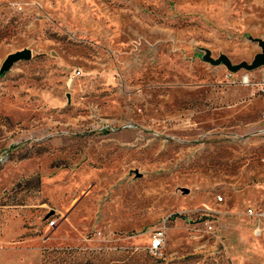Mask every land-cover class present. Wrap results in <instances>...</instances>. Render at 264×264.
<instances>
[{
  "label": "rangeland",
  "instance_id": "1",
  "mask_svg": "<svg viewBox=\"0 0 264 264\" xmlns=\"http://www.w3.org/2000/svg\"><path fill=\"white\" fill-rule=\"evenodd\" d=\"M251 38L264 0H0V264H264L258 72L203 60Z\"/></svg>",
  "mask_w": 264,
  "mask_h": 264
},
{
  "label": "water",
  "instance_id": "2",
  "mask_svg": "<svg viewBox=\"0 0 264 264\" xmlns=\"http://www.w3.org/2000/svg\"><path fill=\"white\" fill-rule=\"evenodd\" d=\"M251 41L256 42L258 44V46L260 47V52L254 55L250 63L247 61H241L239 63L233 64L231 60L225 54H220L217 58H213L209 50H206L203 56V60L205 62L210 63L211 65L223 64L226 67V69L231 73H235L242 69L246 71H252V70H258L260 68H263L264 67V39L251 38ZM30 57H31V52L29 49H22V50H18L16 52L9 54L1 66L0 73H4L15 62L19 60H27Z\"/></svg>",
  "mask_w": 264,
  "mask_h": 264
},
{
  "label": "built area",
  "instance_id": "3",
  "mask_svg": "<svg viewBox=\"0 0 264 264\" xmlns=\"http://www.w3.org/2000/svg\"><path fill=\"white\" fill-rule=\"evenodd\" d=\"M257 76H249V74L242 75L238 80L237 83L245 86H250L253 89L252 94H256L260 96L263 100V108L260 112V117L264 122V67L257 70ZM231 75L233 73H230ZM55 226V221L51 220L48 223L49 228H53ZM209 229L212 230V226L209 225ZM165 239V231L162 227L155 229L152 232V236L150 239V243L148 245L149 251L153 254H156L159 249L164 244Z\"/></svg>",
  "mask_w": 264,
  "mask_h": 264
},
{
  "label": "trees",
  "instance_id": "4",
  "mask_svg": "<svg viewBox=\"0 0 264 264\" xmlns=\"http://www.w3.org/2000/svg\"><path fill=\"white\" fill-rule=\"evenodd\" d=\"M67 250H69V249L68 248H64V247H62V248H52V249L48 250V253H53V252L61 253V252H65Z\"/></svg>",
  "mask_w": 264,
  "mask_h": 264
},
{
  "label": "crops",
  "instance_id": "5",
  "mask_svg": "<svg viewBox=\"0 0 264 264\" xmlns=\"http://www.w3.org/2000/svg\"><path fill=\"white\" fill-rule=\"evenodd\" d=\"M262 110V109H261ZM261 112V111H260Z\"/></svg>",
  "mask_w": 264,
  "mask_h": 264
}]
</instances>
